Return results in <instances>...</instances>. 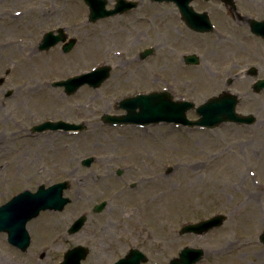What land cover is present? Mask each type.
I'll return each mask as SVG.
<instances>
[{
  "label": "rangeland",
  "instance_id": "374dc122",
  "mask_svg": "<svg viewBox=\"0 0 264 264\" xmlns=\"http://www.w3.org/2000/svg\"><path fill=\"white\" fill-rule=\"evenodd\" d=\"M132 1L138 3L137 9L91 23L83 0H0V206L25 190L35 192L42 185L71 182L65 192L70 203L63 211L41 212L28 223L32 240L26 251L12 246L7 234L0 233V264H61L74 246L90 249L83 264H114L132 248L148 257L144 264H169L186 246L205 250L198 264H264L260 242L264 222L255 230L249 217L251 207L245 203L255 192L253 185L262 180L257 177L246 183L243 175L236 177L235 173L264 166V91L257 95L252 89L257 80L264 79V39L251 32L249 22L264 19V0H235L236 9L219 0H195L191 7L208 13L215 26L213 32L204 34L188 29L173 3ZM115 4L116 0H108V9ZM34 9L41 17L15 20L25 10ZM58 28L76 38L77 46L69 54H64L62 45L41 52L45 33ZM188 35L191 39L184 46L179 38ZM236 35L260 52L251 53L244 41V47L235 50L232 40ZM18 39L28 45L13 49L10 43ZM147 48H154V53L143 59L141 53ZM126 52L141 61L174 57L181 60V70L163 71L169 79L160 75L153 87L134 78L123 83L119 63L104 59ZM189 54L198 55L200 63L187 65L184 57ZM26 57L32 58L26 62ZM104 65L112 68L111 74L98 89L83 86L66 95L64 88L52 85ZM252 66L257 67V78L248 72ZM201 69L221 88L208 90L203 81L191 82L201 78L197 74ZM165 90L176 101L197 105L230 92L240 99L239 112L255 115L257 123L249 128L225 124L209 131L163 123L110 127L102 120L107 114H125L119 105L124 98ZM188 117L197 115L192 110ZM47 119L83 123L86 130L32 132L34 125ZM19 130L23 133L13 136ZM50 133L52 137H47ZM92 137L101 141L90 146ZM138 153L145 156L138 157ZM88 158L94 159L90 167L83 163ZM181 165L194 166L196 175ZM156 176L163 177L157 185L166 182L175 189L166 198L148 200L137 186L143 177ZM113 183L116 189L112 192L108 185ZM189 183L196 187L182 199L181 185ZM124 190L128 199L114 195ZM152 192L163 194L166 188ZM257 200L263 217L264 196ZM104 201H108L107 208L93 213ZM83 214L88 215L84 226L68 234ZM220 214L227 216L222 227L204 235L180 234L186 224ZM241 227L253 245L224 249L226 242L238 238Z\"/></svg>",
  "mask_w": 264,
  "mask_h": 264
},
{
  "label": "water",
  "instance_id": "95a60500",
  "mask_svg": "<svg viewBox=\"0 0 264 264\" xmlns=\"http://www.w3.org/2000/svg\"><path fill=\"white\" fill-rule=\"evenodd\" d=\"M154 2H174L178 5L181 13L184 16L190 28L206 32L212 27L209 24L207 14L196 13L190 3L194 0H152ZM226 4H234V0H221ZM89 7V21L91 23L97 22L101 19L124 14L136 7V3L127 2L125 0H118L115 9L107 10L106 0H84ZM252 29L254 33L264 36V22L252 21ZM58 34L49 32L46 34L44 40L40 45L41 51H49L51 48L60 43H64V53H69L77 44L75 38L68 42V36L64 29H59ZM147 50L142 54L145 58L152 52ZM200 62L197 56H187V64H198ZM111 67H103L92 73L83 74L70 78L66 81L54 83L55 88L64 86L66 94H74L83 85H90L93 88H99L110 76ZM256 88L258 91L264 88V80L260 81ZM256 89V90H257ZM237 97L232 94H223L221 97L213 98L197 109L201 116L199 122L200 126L216 127L223 122L233 121L252 123L253 117H239L235 114V106L237 104ZM120 107L127 111L124 116H104L103 120L106 123L116 124H141L150 125L161 122L176 123L183 125H193L187 119L186 113L194 107V104L189 102H174L172 96L168 92L151 93L150 95H139L134 98H128L120 103ZM83 125L68 124L64 122L51 123L47 122L44 125L36 127V131H43L45 129H64V130H84ZM94 159L90 158L84 161V165L90 167ZM70 188V182H62L55 184L49 188L40 186L36 193L25 191L19 196L13 198L10 202L0 207V233H8L9 242L22 251H26L31 243V237L27 230V224L31 220L37 218L42 211L54 210L63 211L70 203L69 198L64 197L66 190ZM107 203H102L95 207V213H101ZM226 216L212 217L207 221L198 224L188 225L183 228L181 234L194 233L203 235L211 231V229L222 227L226 221ZM87 221V217L79 218L73 226L68 230L70 235L78 233ZM260 240L264 243V232ZM90 249L83 246L74 247L69 250L65 256L62 264H82V261L87 258ZM204 250L187 247L180 252L179 258L173 259L169 264H196L204 257ZM147 259L139 250H131L128 255L119 260L115 264H141Z\"/></svg>",
  "mask_w": 264,
  "mask_h": 264
},
{
  "label": "bare ground",
  "instance_id": "6f19581e",
  "mask_svg": "<svg viewBox=\"0 0 264 264\" xmlns=\"http://www.w3.org/2000/svg\"><path fill=\"white\" fill-rule=\"evenodd\" d=\"M28 16H32L34 19H37L38 17H41V12H39V10L37 9L31 10V12L28 10H25L24 13L20 14V16L18 17L16 16L15 20H20V18L22 19L23 17H28ZM31 20L33 19L31 18ZM169 23H171V26L174 27V24L172 22H169ZM179 39L182 40L181 43L184 46H187L189 39H191V37L189 35L187 37L181 36ZM241 41H244V43L246 42V44L248 43V45L247 46L245 45V46L248 50L252 51L251 53H253V50H256V52H260L259 50H257L256 46L253 47L249 42L245 41L244 39L242 40L241 37H239L238 35H236L235 39L232 40L235 50H238L239 48L241 50L242 47H244V44ZM22 43H24V45H28V43H25L24 41H22V39L21 40L18 39L16 41L11 42L10 46L12 45L11 47L14 49L13 46H16V45L18 46L19 44H22ZM31 58L32 57H26V62H28V60ZM104 60L108 62L113 61L115 63L117 62L120 64V66L118 64L117 69L119 70V76L123 77L122 79L123 83H130L129 80L131 78H134V80H144L145 82H147V85L149 87H153L156 84L155 82L156 77L162 75L169 79L168 77L169 74H167V72L181 70V60L174 58V57H170V56H167V57L158 56L151 60L141 61L137 57L133 56L131 53L126 52L122 54H117V53L112 54L110 58H105ZM163 71H167V72H163ZM199 73L201 74L200 76L201 78L199 79L195 78L191 80V82L194 81V82L202 83L203 81V83L205 84V87L208 90L215 91L221 88V85L219 83L205 76L203 69L197 72V74ZM55 98H57V100L60 99V97H55ZM172 131H174V129L170 130V132ZM22 133L23 131L21 130L15 131L13 136L19 137ZM47 137H52L51 133L48 134ZM55 137H59V136H55ZM90 139L92 140L89 143L90 146H92V142L101 141L100 138L98 137H92ZM259 144L261 143L259 142ZM262 146L264 147L263 142H262ZM137 156L144 157L145 155L138 153ZM189 161H192V160H189ZM183 168H185V171L191 172L192 176L196 175V172L194 171V166L191 167L190 165H187V166L185 165L183 166ZM235 173H237L236 177H239V174L243 175L246 183H249V182L252 183L251 180L253 178L261 177V180H262L261 184L253 185L255 187V192H253V194L250 197H248L247 201L245 202L248 206L251 207L252 214L251 216H249L251 219L250 222H251V225L255 228V230H257L258 227L262 225L264 222V216L262 217V215H260L259 208L257 207V203H258L257 198L264 196V189H263L264 188V166H258V168L255 167V169L245 167L244 171H235ZM160 179H163V177L161 176L159 177L156 176L152 178L143 177L140 182L141 184L139 183V185L137 186V189L143 190L144 196L146 195L145 198H147L148 200H159L162 198H166L170 194V192L175 189V186H172L169 183L166 185V182H164V184L157 185L156 182H160L158 181ZM108 187L112 192L116 189V185L114 183L111 185V187L109 185ZM195 187L196 185L194 183L181 185V191L183 190L184 192V196L182 199L188 198L190 194L193 192V189ZM156 188H163V189L166 188V193L152 195L153 193L152 190L156 192ZM146 190H148V192ZM114 195L116 197H122L125 200L128 199V191H125V190L120 193H115ZM221 199H224V198H221ZM248 226H249L248 229L250 230L251 226L249 224ZM239 231L240 232H239L238 238L233 242H226L225 246H223L224 249L227 250L230 246H234V245L238 247L239 249H248L250 246L253 245L251 240L247 236L248 233L245 232L246 230L243 227H241Z\"/></svg>",
  "mask_w": 264,
  "mask_h": 264
},
{
  "label": "flooded vegetation",
  "instance_id": "af4514ba",
  "mask_svg": "<svg viewBox=\"0 0 264 264\" xmlns=\"http://www.w3.org/2000/svg\"><path fill=\"white\" fill-rule=\"evenodd\" d=\"M264 20V19H263ZM251 114V113H250ZM257 123V120H256V122L254 123V124H256ZM254 124H252V125H254ZM252 125H249V126H252ZM242 127H244V128H246V127H248V126H242ZM249 128V127H248Z\"/></svg>",
  "mask_w": 264,
  "mask_h": 264
}]
</instances>
